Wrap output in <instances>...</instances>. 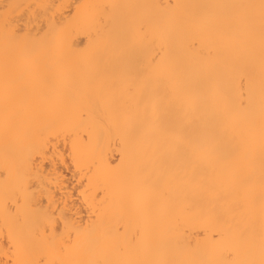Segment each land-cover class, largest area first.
Returning <instances> with one entry per match:
<instances>
[{"label": "bare ground", "instance_id": "1", "mask_svg": "<svg viewBox=\"0 0 264 264\" xmlns=\"http://www.w3.org/2000/svg\"><path fill=\"white\" fill-rule=\"evenodd\" d=\"M0 264H264V0H0Z\"/></svg>", "mask_w": 264, "mask_h": 264}]
</instances>
